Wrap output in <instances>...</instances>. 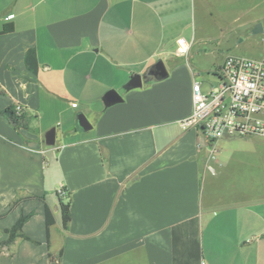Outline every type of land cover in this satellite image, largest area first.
I'll return each mask as SVG.
<instances>
[{"label":"crops","instance_id":"0c3cea01","mask_svg":"<svg viewBox=\"0 0 264 264\" xmlns=\"http://www.w3.org/2000/svg\"><path fill=\"white\" fill-rule=\"evenodd\" d=\"M216 1L0 0V31L14 28L0 34V111L25 112L21 129L0 113V264H52L60 254L59 264H264V185L234 176L228 189L227 164L181 123L202 70L191 53L209 42L199 18ZM30 50L38 74L26 65ZM158 59L166 80L93 109ZM83 112L98 117L89 131ZM60 197L70 202L67 230ZM23 216L27 238L10 241Z\"/></svg>","mask_w":264,"mask_h":264},{"label":"rangeland","instance_id":"374dc122","mask_svg":"<svg viewBox=\"0 0 264 264\" xmlns=\"http://www.w3.org/2000/svg\"><path fill=\"white\" fill-rule=\"evenodd\" d=\"M199 23L202 24L199 27L200 34L207 36L209 42L194 47L190 62L201 65L202 70L196 79L204 91L216 84L217 70L227 56L264 58V0H217L203 13V17L199 18ZM258 24H261L262 31L254 33ZM125 84L119 80L115 87L109 90L125 94ZM93 106L94 110L105 109L103 101ZM81 114H85L91 124L98 118L93 113ZM216 159L227 164L224 175L228 189L233 186L234 176H240V182L253 180L257 187L264 185L263 139L225 140L218 148Z\"/></svg>","mask_w":264,"mask_h":264},{"label":"built area","instance_id":"2783aa9c","mask_svg":"<svg viewBox=\"0 0 264 264\" xmlns=\"http://www.w3.org/2000/svg\"><path fill=\"white\" fill-rule=\"evenodd\" d=\"M178 44L179 53L188 55L189 45L183 39ZM216 76V84L207 91L198 81L194 83L193 111L181 122L187 129L202 131L211 144L212 159L216 142L222 139L264 140V58L229 55ZM15 109L20 113L24 107Z\"/></svg>","mask_w":264,"mask_h":264},{"label":"water","instance_id":"95a60500","mask_svg":"<svg viewBox=\"0 0 264 264\" xmlns=\"http://www.w3.org/2000/svg\"><path fill=\"white\" fill-rule=\"evenodd\" d=\"M262 31L261 24H258L254 33ZM169 77V71L165 62L159 59L153 63L145 73L134 74L131 76L129 81L124 85L123 89L125 91H131L137 88H141L145 84L151 82H159L166 80ZM124 101L122 94L117 90H109L105 93L103 97V102L106 108H110ZM79 127L84 131H89L93 128V125L89 122L85 114H80L78 116ZM15 125V123H13ZM45 142L48 146H55L56 144V128H52L45 135Z\"/></svg>","mask_w":264,"mask_h":264},{"label":"trees","instance_id":"16d2710c","mask_svg":"<svg viewBox=\"0 0 264 264\" xmlns=\"http://www.w3.org/2000/svg\"><path fill=\"white\" fill-rule=\"evenodd\" d=\"M14 28L12 25H5L3 29L0 31V34H4L7 32L12 31ZM26 65L30 71H32L34 74H38L39 72V63L36 56V53L34 50L28 51L26 54ZM0 113L4 116H6L12 123H15V127L17 129L22 128L21 120L25 117L24 109L20 113L16 111L15 107H10L5 110L0 111ZM63 195V193H62ZM61 196V194H60ZM38 198L40 200H44L41 197H35V196H29L25 197V199H35ZM60 209H61V220H62V226L64 229H68L69 223L71 221V213H70V202L63 201L62 197H60ZM29 216H23L21 217L18 222L16 223L15 227L12 230H9L8 233L10 234V241L15 240L17 237H24L27 238L23 233V225L28 220ZM46 221H47V235L48 238H50V227L55 224V218L53 216L52 211L48 206H46ZM61 258L60 256L57 258V263L52 262V264H59Z\"/></svg>","mask_w":264,"mask_h":264}]
</instances>
